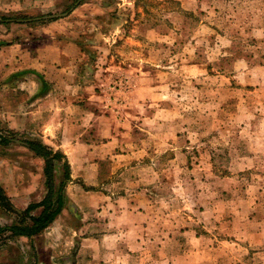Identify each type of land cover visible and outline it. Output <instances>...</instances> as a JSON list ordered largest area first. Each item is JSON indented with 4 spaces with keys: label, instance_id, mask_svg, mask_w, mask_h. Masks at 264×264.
Returning <instances> with one entry per match:
<instances>
[{
    "label": "rangeland",
    "instance_id": "374dc122",
    "mask_svg": "<svg viewBox=\"0 0 264 264\" xmlns=\"http://www.w3.org/2000/svg\"><path fill=\"white\" fill-rule=\"evenodd\" d=\"M128 1L135 9H127ZM102 2L111 7L75 19L129 21L123 39L107 46L113 59L87 58L107 68H98L90 106L101 117L97 125L111 122L116 138L96 153L101 164L85 172L97 179L83 177L94 182L83 188L111 193L110 210L125 207L114 199L141 192L144 201L136 206L147 210L144 225L151 227L140 234L142 248L129 264H264V0H0L6 23L0 46L14 38L4 34L10 23L65 18L77 6ZM6 116L0 112V135L10 138L0 141V186L24 212L46 193L44 160L15 142L37 137L11 131ZM132 148L133 159L111 158ZM53 164L54 194L65 200L52 222V241L66 239L69 230L62 228L71 224L108 221L103 206L82 213L81 202L74 209L67 180L60 188L61 161ZM17 221L0 201V226ZM81 226L77 237L89 233ZM7 234L0 235V257L44 256L45 249L21 248Z\"/></svg>",
    "mask_w": 264,
    "mask_h": 264
},
{
    "label": "crops",
    "instance_id": "0c3cea01",
    "mask_svg": "<svg viewBox=\"0 0 264 264\" xmlns=\"http://www.w3.org/2000/svg\"><path fill=\"white\" fill-rule=\"evenodd\" d=\"M126 5L127 9H135L130 1ZM106 7L111 5L107 3L106 6V3L102 2L96 8V3L82 4L65 18L42 20L43 23H37L38 21L29 24L10 23L5 29L4 34L8 39L14 36L8 45L0 46V112L7 114L5 118L8 122L7 127L15 133L37 137L53 151L58 150L64 154L69 164L66 197L73 201L72 205H76L74 209L78 212L82 202L86 207L80 211L82 213L84 210L91 212L96 207L103 206L107 209L103 211L108 221L105 220V223L101 224L98 218L93 219L87 226L78 225L81 229L87 227L89 230L83 237L75 235L78 226L71 224L66 226L67 228L63 227L62 231L69 230L67 238L58 241H52L51 234L52 222L58 221L57 218L41 232L31 236L13 235L11 231L6 230L0 235L8 233L9 238H13L8 242L20 243L21 248H28L32 244L37 253L45 249V254L39 260H28L26 257L19 258L7 253L0 257V264H129L128 261H132L129 259L135 255L133 251L142 248L140 234L151 227L149 224L144 225L147 210L145 212L138 209L144 201L141 192L135 191L136 193L120 196L118 200L114 199V202L118 201L125 207L110 210L112 208L107 200H111V193L83 188L84 183H94L85 182L83 177L97 179L96 175H87L85 172L95 170L97 165L101 164L96 161V153L105 151L104 147L114 145L116 138L112 133L111 122L106 120L109 122L106 127L103 119L104 125H97L96 122L99 123L101 117L95 115L93 106H90L97 99L98 93L94 89L99 69L105 71L107 68L97 65L95 61L88 62L87 58H100V62H103V58L107 61L110 57L113 59L114 54L107 46L123 39L129 16L118 15L117 18L102 16L103 19L98 21L94 17H89L86 21L85 18L75 19V15L82 18L93 14V11L103 13ZM34 22L35 24H30ZM101 22L109 27L101 28ZM12 25L18 26L13 28ZM33 37L37 38L32 40ZM114 67L122 71L120 66ZM102 136L105 139L99 141L98 137ZM15 142L28 149L23 141L15 139ZM130 144L131 142L127 141L126 145ZM135 148L127 149L124 155L111 154V158L122 156L123 159H133V155L137 153ZM75 169L81 172L75 173ZM41 170L43 171V167ZM79 177L82 178V182L81 179L74 181ZM54 191L53 189L52 201H56L58 195L54 194ZM45 195L46 193L31 201L38 203ZM61 200L65 199L61 197ZM100 201H103V205H99ZM136 202L141 204L137 207ZM53 205L56 206L57 203L53 202ZM42 209V206L35 207L29 214L38 216ZM13 211L15 214L22 213V210L14 206ZM63 211L61 210L57 216H61ZM78 216L79 214L76 215ZM118 259L125 261L119 262Z\"/></svg>",
    "mask_w": 264,
    "mask_h": 264
},
{
    "label": "trees",
    "instance_id": "16d2710c",
    "mask_svg": "<svg viewBox=\"0 0 264 264\" xmlns=\"http://www.w3.org/2000/svg\"><path fill=\"white\" fill-rule=\"evenodd\" d=\"M7 19V18H6ZM5 19L0 18V24L4 23ZM6 24V23H4ZM10 138L2 137L0 135V141H9ZM25 146L33 152L35 156H38L44 160V174L46 177L47 192L45 197L38 203L29 204L24 212L18 215V221L10 226H0V233L9 230L13 235H25L31 236L41 232L46 226H48L59 213L61 208V192L58 191L56 203L53 205V169L54 160H60L63 169L64 180L61 181L60 188L64 186L66 180L69 179V164L66 157L60 151H53L49 146L45 145L38 139H25L22 140ZM61 190V189H59ZM0 201L1 204L7 209L13 211L11 202L7 199L3 188L0 186ZM42 206L43 209L38 216H31L29 211L35 207Z\"/></svg>",
    "mask_w": 264,
    "mask_h": 264
},
{
    "label": "water",
    "instance_id": "95a60500",
    "mask_svg": "<svg viewBox=\"0 0 264 264\" xmlns=\"http://www.w3.org/2000/svg\"><path fill=\"white\" fill-rule=\"evenodd\" d=\"M79 1V0H78ZM72 9V8H71ZM67 12L65 13H62V14H51V15H46V16H43V18H53V17H60V16H63L64 14H66Z\"/></svg>",
    "mask_w": 264,
    "mask_h": 264
}]
</instances>
